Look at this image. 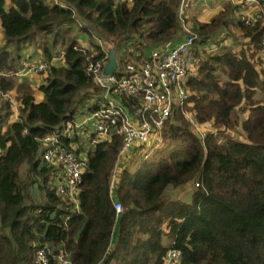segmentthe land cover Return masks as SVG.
Wrapping results in <instances>:
<instances>
[{"label": "trees", "instance_id": "obj_1", "mask_svg": "<svg viewBox=\"0 0 264 264\" xmlns=\"http://www.w3.org/2000/svg\"><path fill=\"white\" fill-rule=\"evenodd\" d=\"M57 1L65 7L46 0H9L7 6L0 0L6 46L20 55L38 35L51 39L36 44L49 68L35 89L16 81L10 51L0 50L5 74L0 92L15 95L14 105L0 96V264H32L43 244L67 255L70 264H162L168 249L181 253L178 264H264V102L253 98L264 80L241 51L221 48L205 57L187 82L192 122L215 131L202 139L177 113L161 132L176 148L144 157L133 173L123 169L111 193L122 145L113 136L88 160L80 210L64 220L67 205L49 182L51 169L41 167L40 140L79 114L93 89L87 63L103 56L97 41L116 52L129 44L141 53L173 41L180 32V0H134L131 6L115 0ZM233 24L259 51L261 23L250 28L235 23L229 5L208 23L197 22L192 32L206 41ZM75 32L87 36L89 45ZM60 43L62 53L56 51ZM60 55L63 63L50 65ZM243 102L246 116L239 124L236 110ZM12 105L16 121L10 120ZM237 128L245 141L228 134ZM188 184L189 195L173 196ZM34 185L41 204L32 197ZM114 201L122 205L118 215Z\"/></svg>", "mask_w": 264, "mask_h": 264}, {"label": "built area", "instance_id": "obj_2", "mask_svg": "<svg viewBox=\"0 0 264 264\" xmlns=\"http://www.w3.org/2000/svg\"><path fill=\"white\" fill-rule=\"evenodd\" d=\"M115 1L128 6L134 2ZM228 1L234 10L236 22L246 28L260 22L264 28V0ZM46 2L65 7L57 0ZM189 2L180 0L177 11L180 32L175 40L144 50L143 53L129 44L122 46L116 52L117 67L111 75L104 74L109 48L97 41L103 56L87 63L86 75L92 79L93 89L88 91L80 104L79 114L40 140L41 167L52 171L49 182L54 185L57 197L67 205L65 221L80 210L78 197L82 176L98 145L109 142L113 136L120 137L122 141L110 181L112 193L128 150L135 144H150L154 132L161 139L165 123L177 113L188 118L186 109L191 106V92L187 82L195 76L199 63L205 57L218 53L223 40L219 37L204 41L192 32L194 26L187 14ZM91 51L94 54V49ZM258 52L264 57V32ZM53 61L62 62L63 56L55 57ZM48 68L49 64L41 59H20L14 76L42 75ZM0 96L7 97L1 92ZM199 136L203 139L206 133L200 132ZM114 208L117 215L121 213L120 202L114 201ZM66 257L61 251L56 253L49 244H43L37 247L32 264H70ZM180 258L179 251L168 249L162 264H178Z\"/></svg>", "mask_w": 264, "mask_h": 264}, {"label": "rangeland", "instance_id": "obj_3", "mask_svg": "<svg viewBox=\"0 0 264 264\" xmlns=\"http://www.w3.org/2000/svg\"><path fill=\"white\" fill-rule=\"evenodd\" d=\"M7 1V6H9V0ZM233 17L234 20L236 21V17L233 13ZM233 28H238L240 31L241 29L239 27H237L236 25L233 24V27H227L226 29H222V31L220 32V36H217V38L220 37V39H223L220 42L221 47L220 48H224L227 50H235V48L238 51L244 52L246 57L249 58L250 61H252V63L255 65L256 69L258 70L260 77L262 80H264V57H262L260 55V53L258 51H254L252 49V47L249 44V40L244 38L243 36L236 35L237 32L233 31ZM72 31L74 32V30L72 29ZM76 33V38L80 43H85L89 45V38H87V36H85L83 33ZM221 33L223 35H221ZM72 32L69 33V36L72 37ZM219 35V34H218ZM64 38H68V34L64 36ZM43 39H45L44 41H47L45 43H50L51 39L50 38H43L42 35H38L36 38V43H29L27 46H23L20 49V53H22L23 51L27 50V48H32V49H38V45H41L43 43ZM6 41L4 38V34H3V30L0 26V50L4 49V48H8L7 50L10 51V55H11V60L14 61V64L19 60V54H17V52L15 51L14 48H12V46H6ZM62 48H63V44L60 43L56 46V51L57 52H61L62 53ZM219 50V49H218ZM41 51V50H40ZM216 52V51H215ZM211 53V52H210ZM214 53V52H213ZM40 55L42 56V51L40 53ZM209 55V54H208ZM260 58L262 60H260ZM42 59V58H40ZM31 79H33V77H31ZM256 94L254 95V99L264 102V86L260 89H257ZM14 97L15 95L12 93L8 94L7 97H5L6 99H8L11 103H13L14 105ZM12 105V107H13ZM237 116L239 119V124L240 122L245 118L246 116V104L245 102L242 103L240 108H237ZM13 112L14 115L10 118L11 121H16L17 120V115H16V110H15V106L13 107ZM188 112V111H187ZM189 115L188 118H186L190 123H191V129L192 132L195 135H199L200 132H204V133H208L211 131H215L213 130L210 126H197L192 122V115L190 114V112H188ZM230 136H232L235 140H239V141H245V136L243 134V132L241 131L240 128H237L236 130L229 132L228 133ZM158 137L157 132H154L152 139L150 141V144H147L145 146H138V145H134L130 150H128L127 152V156L124 158V169L128 170L129 172L133 173L136 171V169L138 168L140 162L142 161V159L144 157H151L154 155V157H156L155 155L161 154V153H168L169 151L173 150L176 148V143H168V142H164L162 139H160ZM123 169H121L122 171ZM120 171V172H121ZM21 174L22 177H26L27 176V169L26 166L22 168L21 170ZM33 188H35V185L33 186ZM192 187L191 184H188L187 186L180 188L178 190L173 191V196L175 198H179V199H184L187 194L189 195L192 192ZM34 202L41 204L43 203L40 194L35 190H33V195H32ZM169 243V241L166 239L165 243ZM167 245V244H166Z\"/></svg>", "mask_w": 264, "mask_h": 264}, {"label": "crops", "instance_id": "obj_4", "mask_svg": "<svg viewBox=\"0 0 264 264\" xmlns=\"http://www.w3.org/2000/svg\"><path fill=\"white\" fill-rule=\"evenodd\" d=\"M231 4L228 0H190L189 2V9H188V19L189 22L195 27V24L198 23H208L213 17H215L219 12L223 11L224 8ZM234 12V10H233ZM235 21V20H234ZM236 23V21H235ZM233 27V26H232ZM233 31L237 32L236 35H241L242 32L238 28H233ZM85 44V43H83ZM234 51H237L235 48ZM41 51L39 49H32L27 48V50L23 51L19 55V60L16 62V67L20 65V59H39L41 58L40 55ZM62 62H52V65H61ZM18 83H21L23 81H27L34 89L37 88L40 83L42 82V77L40 75L33 76V79L31 77H16L15 78ZM13 93V92H12ZM11 93V94H12ZM14 94V93H13ZM37 99H40L38 96ZM124 169V164L122 165ZM116 239V232L113 237V244Z\"/></svg>", "mask_w": 264, "mask_h": 264}, {"label": "water", "instance_id": "obj_5", "mask_svg": "<svg viewBox=\"0 0 264 264\" xmlns=\"http://www.w3.org/2000/svg\"><path fill=\"white\" fill-rule=\"evenodd\" d=\"M116 67H117L116 50L114 48H112V49H109V57H108V61H107L105 68H104V74L105 75L113 74Z\"/></svg>", "mask_w": 264, "mask_h": 264}]
</instances>
